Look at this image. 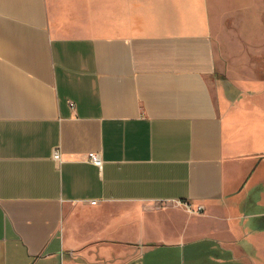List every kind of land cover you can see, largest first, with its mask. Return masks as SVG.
I'll return each instance as SVG.
<instances>
[{
    "label": "crops",
    "instance_id": "0c3cea01",
    "mask_svg": "<svg viewBox=\"0 0 264 264\" xmlns=\"http://www.w3.org/2000/svg\"><path fill=\"white\" fill-rule=\"evenodd\" d=\"M233 12L264 31V0H0V264H264V82L215 87Z\"/></svg>",
    "mask_w": 264,
    "mask_h": 264
},
{
    "label": "rangeland",
    "instance_id": "374dc122",
    "mask_svg": "<svg viewBox=\"0 0 264 264\" xmlns=\"http://www.w3.org/2000/svg\"><path fill=\"white\" fill-rule=\"evenodd\" d=\"M235 16L233 12L228 18V25L234 31H231L230 36L222 37L224 42L229 38L234 40L233 49L228 46L230 49L224 55L220 54L215 77V87L225 84L229 95H235L236 90L233 86L228 88L230 83L225 79L249 91L253 90L252 81L264 82V31H237ZM215 38L221 45L219 33Z\"/></svg>",
    "mask_w": 264,
    "mask_h": 264
},
{
    "label": "built area",
    "instance_id": "2783aa9c",
    "mask_svg": "<svg viewBox=\"0 0 264 264\" xmlns=\"http://www.w3.org/2000/svg\"><path fill=\"white\" fill-rule=\"evenodd\" d=\"M53 157L56 159V160H60L61 159V152H60V149H55L54 152H53ZM88 157L91 161H93L95 164L97 165H101L102 164V157L100 155L99 152H95V151H91L88 153ZM185 206L188 208V209H191V210H195V208L192 206L191 203L189 202H184ZM202 209V206L199 205L197 207L196 210H200Z\"/></svg>",
    "mask_w": 264,
    "mask_h": 264
}]
</instances>
